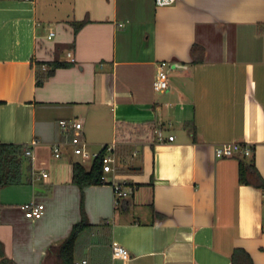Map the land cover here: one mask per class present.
<instances>
[{"label":"crops","instance_id":"crops-1","mask_svg":"<svg viewBox=\"0 0 264 264\" xmlns=\"http://www.w3.org/2000/svg\"><path fill=\"white\" fill-rule=\"evenodd\" d=\"M39 1L0 0V142L30 149L21 182L0 188L3 257L58 264L48 249L83 210L91 226L76 240V264H232L236 248L264 264V189L238 181V157L264 180V0H68L56 15ZM193 45L202 60L192 62ZM53 60L66 65L37 85ZM160 61L172 68L159 93ZM60 120L82 123L90 155L116 143L115 157L130 149L131 161L116 159L104 183L79 189L72 164L88 170L92 157L65 144ZM121 122L152 125L119 142ZM158 129L173 140L157 141ZM233 142L250 154L215 156ZM120 181L134 189L116 204ZM31 201L44 204L39 219L24 215ZM114 243L128 259L111 257Z\"/></svg>","mask_w":264,"mask_h":264},{"label":"trees","instance_id":"trees-1","mask_svg":"<svg viewBox=\"0 0 264 264\" xmlns=\"http://www.w3.org/2000/svg\"><path fill=\"white\" fill-rule=\"evenodd\" d=\"M85 22H72L74 34L83 26ZM196 49L199 47L193 45L190 49V55L192 62L202 60V58H195L193 56ZM50 67L47 71L37 74L36 84L41 85L43 81L48 78L53 70L57 67L65 66L64 62L53 60L47 62ZM151 123L146 124H131L127 122H121L116 127V138L119 142H126L129 140H137V134L140 136L146 131V128L151 126ZM190 131L194 132V128L191 127ZM151 132V130H150ZM151 133L146 140L151 139ZM143 139V138H141ZM145 140V139H143ZM24 145H15L12 143L0 142V188L7 185L19 184L21 182V167L24 160ZM103 150H101L97 157H95L91 163L90 168L87 170L81 164L74 162L72 164V183L79 189L91 185H100L104 183L103 180ZM238 181L241 184L253 185L255 187L264 189V180L258 174L252 161H246L245 158L238 157ZM91 225L88 222L85 212L82 210L80 220L74 223L68 236L63 240L61 244L48 249L47 255L54 254L58 264H76L74 260V248L75 243L80 235L86 228ZM0 255L1 264H16L12 260L6 259L2 254V244L0 243ZM232 264H251L248 254L239 248L234 249L231 256Z\"/></svg>","mask_w":264,"mask_h":264},{"label":"built area","instance_id":"built-area-1","mask_svg":"<svg viewBox=\"0 0 264 264\" xmlns=\"http://www.w3.org/2000/svg\"><path fill=\"white\" fill-rule=\"evenodd\" d=\"M176 0H154L156 6H167L174 3ZM54 35L52 31L48 33V38H51ZM70 56V54H68ZM71 61H73V58ZM172 68V64L168 61H160L156 65V73L153 80V90L155 92H165L169 89V70ZM43 70L46 68L43 66ZM59 127L65 133H70V139H68L65 144L71 145L73 147V152L76 155H80L84 158L97 157L98 153L90 155L84 149V142L81 139V130L82 123L77 120H60ZM156 140L172 141L174 136L169 135L165 136L163 130L158 129L156 132ZM116 143H110L102 147L103 150V174L116 172V157H115ZM250 147L244 143H224L214 147L215 156L218 158L221 157H231L234 155L247 156L250 154ZM53 152L55 157H59V145H54ZM25 155H30V149H24ZM43 176H46V173H43ZM104 180V176L102 177ZM115 202L118 203L119 199L126 198L130 196L133 192L132 186H127L125 181L113 182ZM24 215L31 220L39 219L44 213V204L37 201H31L23 206ZM111 257L113 259H122L126 260L129 258V252L126 248L119 244L111 245Z\"/></svg>","mask_w":264,"mask_h":264},{"label":"rangeland","instance_id":"rangeland-1","mask_svg":"<svg viewBox=\"0 0 264 264\" xmlns=\"http://www.w3.org/2000/svg\"><path fill=\"white\" fill-rule=\"evenodd\" d=\"M45 5L47 7V10L50 11V12H52L55 15L61 9L60 8L61 5H63L64 10L70 7V5L68 3V0H66V1L62 0V3H60V0H40L39 1V7H40V9L44 8ZM130 154H131L130 149H126V151L123 153L122 156H120L118 154L116 156L117 165H119V167H124L127 163H129L131 161ZM232 158H235L236 159L235 156L232 157ZM91 162H92V158L91 159L89 158V159L86 160L85 164L87 166H89L91 164Z\"/></svg>","mask_w":264,"mask_h":264}]
</instances>
